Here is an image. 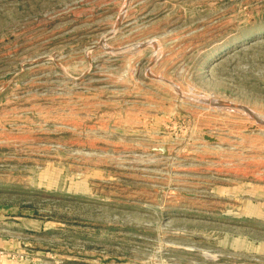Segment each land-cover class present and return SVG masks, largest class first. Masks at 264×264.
<instances>
[{
    "label": "rangeland",
    "instance_id": "rangeland-1",
    "mask_svg": "<svg viewBox=\"0 0 264 264\" xmlns=\"http://www.w3.org/2000/svg\"><path fill=\"white\" fill-rule=\"evenodd\" d=\"M0 264H264V0H0Z\"/></svg>",
    "mask_w": 264,
    "mask_h": 264
},
{
    "label": "water",
    "instance_id": "water-1",
    "mask_svg": "<svg viewBox=\"0 0 264 264\" xmlns=\"http://www.w3.org/2000/svg\"><path fill=\"white\" fill-rule=\"evenodd\" d=\"M160 152H161L162 155H166V150H165V148L160 149Z\"/></svg>",
    "mask_w": 264,
    "mask_h": 264
}]
</instances>
